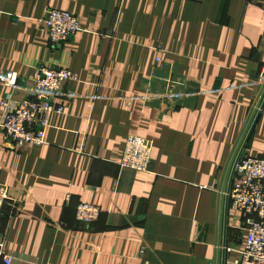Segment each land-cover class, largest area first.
<instances>
[{
  "label": "crops",
  "instance_id": "crops-1",
  "mask_svg": "<svg viewBox=\"0 0 264 264\" xmlns=\"http://www.w3.org/2000/svg\"><path fill=\"white\" fill-rule=\"evenodd\" d=\"M49 9L82 28L60 47ZM39 66L73 72L77 98L57 100L41 146L0 131L11 264H231L245 216L223 194L264 100V0H0V72L22 87L0 85V121ZM169 83L168 101L145 98ZM132 135L153 143L145 173L119 166ZM263 153L264 108L241 158ZM78 204L102 213L79 224Z\"/></svg>",
  "mask_w": 264,
  "mask_h": 264
},
{
  "label": "built area",
  "instance_id": "built-area-1",
  "mask_svg": "<svg viewBox=\"0 0 264 264\" xmlns=\"http://www.w3.org/2000/svg\"><path fill=\"white\" fill-rule=\"evenodd\" d=\"M41 23L49 44L55 47L62 46L82 30L78 18L62 10H46ZM77 81L76 75L69 69L39 66L26 89L28 97L14 104L12 108L4 105L6 110L0 121L3 143L14 148L45 144L49 117L63 112L64 101L77 98L75 93L64 90L65 84ZM0 85L13 90L22 89L18 74L11 71L0 72ZM174 96L169 83L145 98L168 101ZM59 98L62 103L57 102ZM133 100H136L134 96L127 97V101ZM152 148V141L129 136L121 152L119 166L135 172H147ZM223 195L226 197V193ZM69 199L68 197L67 202ZM228 200L234 209L245 216L246 235L242 248L233 251L235 259L231 264H264V153L257 158L245 156L239 159ZM8 202L13 206L17 204L8 187L0 183V213L5 211ZM101 213L98 206L78 204L75 208L76 222L91 225L98 220ZM4 246V237L0 234V264H11L13 256L5 252Z\"/></svg>",
  "mask_w": 264,
  "mask_h": 264
},
{
  "label": "water",
  "instance_id": "water-1",
  "mask_svg": "<svg viewBox=\"0 0 264 264\" xmlns=\"http://www.w3.org/2000/svg\"><path fill=\"white\" fill-rule=\"evenodd\" d=\"M263 108H264V100H263V102H262V104L260 106L259 112L255 116V119H254V121H253V123H252V125L250 127V130H249V132H248V134H247V136H246V138H245V140L243 142V145H242V147H241V149H240V151L238 153V156H237V158L235 160V163H234V166H233V169H232V172H231V176H230V179H229V183H228V187H227V192H226V205L227 206H228V202H229V200H228V194H229L230 187H231V184H232V181H233V177H234L236 165H237L239 159L241 158V155L243 154V152H244V150H245V148L247 146V143H248L249 138H250V136L252 134L253 128H254V126H255L258 118H259V115H260L261 111L263 110ZM227 206H226V212H227ZM225 228H226V219H225ZM222 264H225V251H223Z\"/></svg>",
  "mask_w": 264,
  "mask_h": 264
}]
</instances>
